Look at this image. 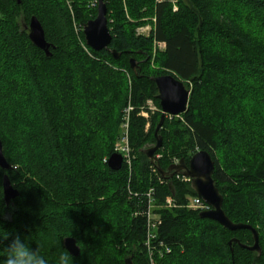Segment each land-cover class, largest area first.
Listing matches in <instances>:
<instances>
[{"label":"trees","instance_id":"obj_1","mask_svg":"<svg viewBox=\"0 0 264 264\" xmlns=\"http://www.w3.org/2000/svg\"><path fill=\"white\" fill-rule=\"evenodd\" d=\"M91 2L0 0V141L11 166L0 169V189L6 175L18 192L8 204L2 200L0 222L26 236L41 223L37 213L49 222L65 215L74 226L69 237L84 247L74 264H150V210L160 222L150 239L154 264H264V109L253 114L244 105L248 83L256 85V100L264 96V43L255 37L256 30L264 33V0H176L174 9L167 0H124L126 9L122 0H104L117 59L85 45L80 26L96 16ZM232 7L248 12L245 26ZM148 14L155 21L149 34H136ZM32 17L49 56L28 39ZM166 74L190 93L183 114L164 118L156 165L164 171L173 159L187 163L207 152L222 211L256 231L259 254L248 250L249 230L229 231L185 208L195 196L189 183L161 179L143 154L155 142L160 114L144 134L138 111L147 99L160 109L152 78ZM128 105L133 158L113 171L107 160L116 154ZM58 252L49 246L44 254L55 260Z\"/></svg>","mask_w":264,"mask_h":264},{"label":"water","instance_id":"obj_2","mask_svg":"<svg viewBox=\"0 0 264 264\" xmlns=\"http://www.w3.org/2000/svg\"><path fill=\"white\" fill-rule=\"evenodd\" d=\"M97 9L96 16L93 20L88 21L83 27V36L85 45L94 52L102 50L112 54L114 59L118 58L115 51H110V34L106 20V6L104 0H96ZM28 39L38 49L42 50L46 56H49V45L44 40L42 27L38 20L32 17L28 23ZM130 67L133 71L137 67L136 63L130 61ZM156 88V100L159 102L160 117L159 122L155 126L153 137L154 144L146 146L142 152L157 170L158 176L163 180L170 181L173 177H183L188 180L189 187L195 194V197L203 201L210 209L198 213L200 219H207L216 222L222 228L229 231L238 229H247L252 234L253 245L248 248L249 251L260 253L258 246L257 234L249 225L232 223L222 211V196L215 187L212 179L214 170L213 162L209 154L205 151L194 153L186 163L184 159H180L176 163L170 164L164 171L156 165L155 153L161 147V137L158 134L165 116L178 117L186 111L189 90L186 85L170 74L152 78ZM122 165V157L118 154H112L107 160V166L113 171L120 169ZM0 169L8 171L11 166L6 162L3 156L2 143L0 141ZM170 192L173 193L172 183H168ZM2 194L6 204L18 196L9 183L6 175L2 177ZM63 248L72 256L79 255V248L76 247V241L67 237L62 241ZM124 264H132L130 259H126Z\"/></svg>","mask_w":264,"mask_h":264},{"label":"clouds","instance_id":"obj_3","mask_svg":"<svg viewBox=\"0 0 264 264\" xmlns=\"http://www.w3.org/2000/svg\"><path fill=\"white\" fill-rule=\"evenodd\" d=\"M2 200L0 189V218L4 217ZM37 218L41 223L33 226L26 236L15 235L0 222V264H74L72 256L61 247V241L72 233L71 221L65 215L55 222H49L41 213H37ZM82 245L76 242V247L81 250L84 249ZM49 246L59 248L55 260L44 254V249Z\"/></svg>","mask_w":264,"mask_h":264},{"label":"rangeland","instance_id":"obj_4","mask_svg":"<svg viewBox=\"0 0 264 264\" xmlns=\"http://www.w3.org/2000/svg\"><path fill=\"white\" fill-rule=\"evenodd\" d=\"M167 1L171 2L173 4V9H174V2H176V0H167ZM182 1H184L186 4H188L187 0H182ZM236 1H241V0H236ZM122 2H123V8L126 9V5L124 3V0H122ZM155 2H159V0H155ZM232 2L235 3V1H232ZM90 5L91 6H93V5L96 6V0H92ZM143 11H144V9H142V12ZM231 12L233 13L232 16L235 17L237 20L239 19V22L242 23L245 26L246 22L243 20V18L246 17L248 12L245 11V10H243V12H240L237 9L233 8V7H232ZM125 17H126V20L131 21L130 18H129V15H126ZM132 22H134V21H132ZM140 22L142 24L136 27V34H139V35L143 34L145 36L148 35L149 32H150L151 27L153 26V24L155 22L153 16H150L149 14L145 15V16H143L142 20H140ZM251 28L255 29L254 24L251 26ZM26 30H27V34H28V29H26ZM80 32L82 33V26H80ZM255 32H256L255 33V37L259 41L264 43V33H258L257 30ZM155 47L157 49H160V50L163 49L162 45L156 44ZM258 83L259 82H257V84ZM255 88H256L255 84L248 83V85H247L248 92L247 93L249 94V99L246 100V102L244 104L246 108L244 106H241V105L238 106V108L240 110H242L243 107H244L245 110H247L249 113H253L254 114L258 110H261L259 108L264 109V96H260L259 99L256 100L254 97L258 96V94L255 93V91H256ZM260 98H261V101H260ZM52 103H54V102H51L49 106H52L53 105ZM132 111H133V108L130 105H128L126 108H124L122 110V118H121V122H120L119 127H118L119 136H118V140L115 142L114 147H113L114 153H116L119 149L124 148V146H125L124 138L127 137L126 147L128 149V152H129L130 160H132L133 154H132L131 148L129 146V142H128V129H129V122H130V113ZM32 114H30V115H32ZM141 114H143V116ZM157 114H161L160 109H158L156 107V105L154 104V102L152 100H150V99H147L145 101V103H144V106L140 107V109L138 111V116H140L141 118H143L145 120V125H144V128H143L144 134L148 133L149 130H151L152 122L154 121V119L157 116ZM166 117L168 119H172L173 118V117L168 116V115ZM155 158H158V156L156 155ZM176 162H177V160L173 159V163H176ZM181 181H183V180L181 179ZM228 202H230V199H228ZM172 208L173 207H172L171 204H170V206L166 207V209H172ZM47 248H45L44 251H46Z\"/></svg>","mask_w":264,"mask_h":264},{"label":"built area","instance_id":"obj_5","mask_svg":"<svg viewBox=\"0 0 264 264\" xmlns=\"http://www.w3.org/2000/svg\"><path fill=\"white\" fill-rule=\"evenodd\" d=\"M161 1V0H159ZM143 35V34H142ZM158 45H162V44H158ZM143 116V114H141ZM124 143L125 146L122 149H119L116 153L118 155H120L122 157V163H125L127 166H130L131 164V160L129 158V152L128 149L126 147V143H127V137L124 138ZM176 178H181L183 181H187V179L183 178V177H176ZM149 196V194L147 195ZM170 204L173 206V204L171 203L170 198L166 199V206H170ZM185 208L189 209V210H193L196 212H201V211H207L210 208L203 202L201 201L199 198L197 197H191L187 200V204L185 205ZM146 222H147V240L145 242V245L147 246V251L149 253V257H150V264H154L153 260L151 259L152 257V252H151V248H150V239L155 238V229H157V226L160 224L158 218H156L155 216H153L150 213V210H148L147 214H146ZM159 246H162V243H159ZM159 256H161L160 253H158Z\"/></svg>","mask_w":264,"mask_h":264},{"label":"bare ground","instance_id":"obj_6","mask_svg":"<svg viewBox=\"0 0 264 264\" xmlns=\"http://www.w3.org/2000/svg\"><path fill=\"white\" fill-rule=\"evenodd\" d=\"M96 7H97V1H96ZM90 21H91V20H90ZM86 23H87V22H86ZM86 23H85V24H86ZM85 24H84V25H85ZM84 25H83V27H84ZM83 27H82V34H83ZM83 38H84V36H83ZM166 207H167V206H166Z\"/></svg>","mask_w":264,"mask_h":264}]
</instances>
